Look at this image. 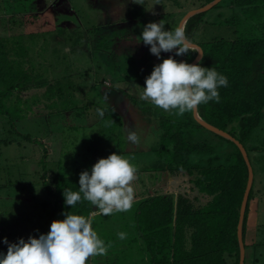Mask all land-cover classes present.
<instances>
[{"label":"trees","instance_id":"16d2710c","mask_svg":"<svg viewBox=\"0 0 264 264\" xmlns=\"http://www.w3.org/2000/svg\"><path fill=\"white\" fill-rule=\"evenodd\" d=\"M211 1L193 0L189 3V10ZM225 4H229V15L220 13L221 18L217 20L205 18L210 10ZM236 8L241 9V14L236 12ZM143 15H136L135 18L140 19ZM218 24L230 27L233 35L228 38L216 35L210 39L203 38L207 25ZM184 31L190 41L203 48L202 66L213 67L228 79V86L219 89V102L201 104L198 112L204 120L237 138L248 152L254 181L243 222V239L246 250L251 246L257 247L262 243L249 238L248 218L250 200L259 191L256 188L254 160H260V153L264 151V0H221L211 9L189 17ZM46 34L47 31L42 30L0 34V167L3 166L4 170L9 164L11 167L18 166L17 174L24 175L26 172L27 158L25 160L20 154L11 162L2 159L3 147L18 145L27 149L31 143L43 144L39 138H33L32 132L17 130L29 113L36 118L35 108L40 104L47 110L44 115L58 116L71 112L73 116L84 114L87 117L91 105L103 111V115L97 114L95 121L89 125H66L72 131L79 152L82 150L81 160H71L76 158L77 153L75 157H65V154L56 160L53 173L55 185L52 186L46 179L41 181L49 197L35 202L38 210L33 215L28 213L29 209L25 213L20 208L12 207L10 213L6 209L9 224L14 211L19 219L8 229L0 221V234L16 229L23 219H31L33 223L32 226L25 223V229L44 230L43 233H46L52 220L64 218L62 212L83 215L91 221L96 211L90 202L82 199L75 206H67L63 202V190L78 191L79 173L90 169L98 158L113 152L128 160H134L139 155L136 149L128 147L127 132L130 128L125 121L129 118L126 120L113 107L106 109L97 102L78 97L80 83L87 72L65 74L69 71H64L62 76L55 77L52 66L42 53V49L47 50ZM196 56L197 53H190L174 58L191 63ZM163 58L166 56L161 55ZM139 62L141 68L134 71V77L141 83L143 91L145 77L160 61L149 53L147 46ZM75 74L80 82L75 81ZM32 90L37 91L23 98L24 93ZM126 98L132 101L135 110L150 120L155 119L160 130L159 144L150 148V156L156 159L155 162L138 171L145 174H187L193 183L192 190H197L207 199L198 202L199 194L191 197L187 191L176 195L149 193L138 200L134 197L128 212L133 234L128 238L129 246L125 251H130L129 256L145 253V264H240L238 224L249 170L238 145L199 123L193 111L177 115L175 110L164 111L141 99L140 95L128 93ZM42 115H39L40 118ZM123 124L125 131H122ZM64 141L65 144L66 139ZM46 156L49 158L44 154L39 160L43 163L44 178L51 162V158L48 161ZM66 158L71 160L70 163L64 162ZM32 182L39 184L40 181L33 179ZM5 187L6 184L0 185V189ZM37 194L33 193L31 197L38 199L41 193ZM24 195L28 196L25 191ZM126 227L129 228L127 224ZM138 241L140 243L136 244ZM2 245L0 243V251L6 252V246L2 249ZM92 262V257H89L87 264ZM244 264H247V254Z\"/></svg>","mask_w":264,"mask_h":264},{"label":"rangeland","instance_id":"374dc122","mask_svg":"<svg viewBox=\"0 0 264 264\" xmlns=\"http://www.w3.org/2000/svg\"><path fill=\"white\" fill-rule=\"evenodd\" d=\"M0 0V34H11L19 32H30V31H47V50L42 49V53L47 58L48 63L52 66L54 70L55 77L62 76L63 73H77V72H87L84 80L80 83V90L77 92L78 97L83 100H91L92 103H99L100 107L115 108L119 110L125 119L129 118V121H125L126 125L130 128V131H134L138 136V142L132 143L128 139V147L130 149H136L135 151L138 158L134 160H129V162L135 165L137 171L134 181H132V186L134 189L135 200L140 199L142 196L156 193H174L178 192H188L191 197L199 194L197 190H192L193 183L190 181L191 177L187 174L182 175H171L159 172H139L138 170L144 166L152 165L156 159L151 158V147H156L159 144L160 130L158 123L155 119L150 120L147 116H144L139 110L133 108V103L130 99L126 98L128 93L132 95H140L142 93L139 81L135 79V73L141 68L139 59L143 54L147 46L139 41L140 32L143 26L148 22H161L164 24V28L174 29L179 26V23L183 20L186 13L189 11V3L193 0H127V4L124 0H70L71 6L76 11V16L70 11V5L67 0ZM64 4V5H63ZM106 5V6H105ZM135 8H134V6ZM105 6V8H103ZM103 8V9H102ZM23 11H22V10ZM195 9V8H193ZM21 10V11H20ZM191 10V9H190ZM236 12L241 14V9L236 8ZM144 13L143 17L139 21H133L136 19V15ZM225 13L230 14L229 4H225L223 7L210 10L206 14V19L217 20L219 14ZM123 15L126 28L128 25L133 23L132 27V37L128 36L127 32L123 29L119 34L122 33V43L127 46L126 53L120 52L117 59H120L123 69L118 72V74L124 75L123 79L119 80V77L111 76V78H106L104 85V90L100 83V77L102 71L101 67H111V63L105 60L107 58L111 60L112 53L111 48L113 46H108L107 51H102V53L97 52V54H90L88 49L81 51L80 49L71 50L73 47L72 41L79 45L82 38L88 30V34L92 36L100 33L102 28L107 30V26L101 25L105 22H111L114 18H118ZM28 19V20H27ZM29 21V22H28ZM31 21V22H30ZM69 21L68 25L66 22ZM76 24V28H73ZM101 26H100V25ZM61 29H64L61 31ZM73 29V30H72ZM105 31V30H104ZM131 34V33H129ZM115 35V34H114ZM113 35V36H114ZM224 36L226 38L233 35V30L225 25L218 24L207 25L204 31L205 39H210L213 36ZM79 38L78 41H76ZM98 48L102 45V50L108 42L103 41L101 37H96ZM114 42L116 39L113 38ZM103 42V44L100 43ZM108 41V40H107ZM93 42V44H94ZM111 41L109 42V44ZM139 43L138 46H134ZM115 47V46H114ZM123 50V49H121ZM143 50V51H142ZM115 51V48H114ZM107 54H103L106 53ZM135 54V55H134ZM161 55L169 56L172 53L162 52ZM92 56V58H90ZM132 58L134 59L132 62ZM92 59V60H91ZM102 70V71H101ZM65 71V72H64ZM53 74V75H54ZM64 74V75H65ZM79 74V73H78ZM76 79V80H75ZM75 81L80 79L78 75L75 74ZM86 80V82H85ZM120 83V84H119ZM122 83V84H121ZM117 85L119 86L117 88ZM111 86V88H107ZM37 90H32L23 94V98H27ZM125 94L123 97L122 94ZM44 106L36 107L37 116L33 118L32 114H28V118L25 121L19 123L17 130L22 132H32V136L37 137L41 140V143H31L27 149H21L18 145L4 146L2 152V159L6 158L7 161L11 162L16 157L23 155L27 158L29 163L25 167L26 172L24 175L17 174L19 172L18 166H13L7 164L3 170V166L0 167V185L6 184L7 187L0 189V221L6 229L18 221L19 216L16 215V211L11 216L10 224L8 223L6 217V209L8 213L12 211L13 208H20L23 212L30 213L33 215L35 210H38V206L35 204L49 197L47 196L46 187L41 184V181L47 180L52 186L55 185L54 181V170L56 169L55 161L60 157L67 155L75 157L71 158L73 161L81 160L82 150L79 152V147L73 140V134L71 129L66 125H83L91 124L96 119L98 114L97 108L93 105L90 106V114L85 117L73 116L71 112L61 113L58 116L54 115H44L47 110L43 108ZM103 112V111H102ZM42 115L40 118L39 115ZM123 118V117H122ZM124 119V118H123ZM124 125V124H123ZM125 131V125L123 126ZM76 135V134H75ZM64 139L66 143L64 144ZM64 144V147H63ZM47 154L46 160L51 162L48 164L50 170L46 174V178L42 177L44 170L42 169L43 163H39L41 157ZM72 154V155H71ZM33 160V161H32ZM70 159H64L66 164L70 163ZM4 165V164H2ZM254 166L256 171V188H259L258 194L254 195L250 200V206L255 207L254 216L255 223H261L258 227L252 228V224L249 226V234H251L256 242H261L262 244L257 247H250L246 250L247 254V264H264V151L260 153V160H254ZM23 167V169H25ZM37 173V175H34ZM33 179H38L40 182H32ZM43 179V180H42ZM38 185V186H37ZM35 186H37L35 188ZM40 192H39V191ZM10 191H13L11 195H8ZM24 191L28 196L24 195ZM33 193L38 196L37 193H41L38 199H34ZM198 202H205L206 197L199 194ZM134 201V200H133ZM13 207V208H12ZM129 210L126 212H113L109 216H102L97 211L92 214L91 223L94 230L98 233L99 237L104 240L105 244L108 246L107 251L103 256H92V264H145L147 262V255L145 253L139 254L134 253L130 255V251H125L128 249V238L133 234L130 230L131 220L128 214ZM26 217V216H25ZM14 219V222L12 221ZM8 223V224H7ZM25 223L27 226H32L31 219H23V222L16 229L9 228L10 232L7 231L4 234H0V238L7 237L9 242H15L18 237H23L25 239L31 234L32 236H37L43 231H30L25 229ZM126 224L129 228L126 227ZM252 228V229H251ZM118 232L126 233L124 239H119L117 237ZM140 243V241L135 242ZM3 246L7 245L1 243ZM127 255H125V253ZM118 259L120 262H118Z\"/></svg>","mask_w":264,"mask_h":264},{"label":"clouds","instance_id":"9594fccd","mask_svg":"<svg viewBox=\"0 0 264 264\" xmlns=\"http://www.w3.org/2000/svg\"><path fill=\"white\" fill-rule=\"evenodd\" d=\"M139 41L160 61L145 77L141 99L164 111L175 110L177 115L195 111L209 101L219 102V89L228 86V79L215 68L202 66L203 51L185 35L183 24L166 30L161 22H148ZM173 51L176 57L197 53L199 59L195 63L177 60L173 55L161 59L162 52ZM98 114L102 116L103 112L98 110ZM127 139L136 143L139 138L130 131ZM136 171L135 165L117 152L98 158L90 169L79 173L78 191L63 190V202L72 207L83 199L102 216L126 212L134 200L132 181ZM62 215L63 219L52 220L48 231L38 237L30 234L15 242L0 238V243L7 245L6 252L0 251V264H87L89 257L106 253L108 246L89 219L68 212ZM125 236L124 232L117 233L119 239Z\"/></svg>","mask_w":264,"mask_h":264},{"label":"crops","instance_id":"0c3cea01","mask_svg":"<svg viewBox=\"0 0 264 264\" xmlns=\"http://www.w3.org/2000/svg\"><path fill=\"white\" fill-rule=\"evenodd\" d=\"M46 2H48V1L46 0ZM66 2H68V4L70 5L69 8H70V11L72 12V14L76 16V11H75V9L70 4L71 1L70 0H67ZM110 3H112L111 0H110ZM124 3L127 4L128 3L127 0H124ZM105 6L103 8H105ZM124 21L125 20L123 18V15L120 16V17H118V18H114V20H111V22H108L107 21V22L101 24V25H104L105 27L107 26L108 27L107 30L105 28H102L100 30V33L98 32L97 34H95L93 36L91 34H88V30H87L86 31V34L82 38V41H81V43L79 45H77L76 43H74L72 41L73 47L71 48V50L80 49L81 51H84V49L87 48L91 55L92 54H97V52L102 53V51H107L108 46H113V44L115 43V45H114L115 47L113 46L111 48V50H110V51H112V53H114V55L111 56L112 57L111 60L110 59L107 60V58L104 59L105 60V64L107 62H110L112 66L110 68L109 67H107V68L101 67L104 70V71L101 70L102 71V75L100 77L101 86L104 85L105 79L106 78H109L110 79L111 76H113V77H115V76L119 77V80L118 81H120V79H123L125 77L124 75L118 74V72L123 69V66H122V63H121L120 59L115 60L117 58V56L119 55L120 52L123 51V52L126 53V50H127V48H126L127 46H125L122 43V39H121L122 37H124V35H122V33L119 34V32H121L124 29L125 32H127L128 36H130V37H132V35L134 33L132 32L133 23L130 24V25H128V28H126ZM133 21H139V19L136 18ZM68 23H70V22L67 21L66 24L68 25ZM180 23H179V26H180ZM73 25H74L73 28H76V24H73ZM129 33H131V34H129ZM96 37H101L103 39V41L106 40L105 42H108V45L106 44L105 47L103 48L104 50H102V48H101L102 45H101V47H99V49H97L98 48L97 44H98L99 41H97ZM113 38H115L116 39L115 41H117V42H114ZM94 41H97V44H95ZM110 41H111V43L109 44ZM93 42H94V44H93ZM100 43L103 44L102 41H100ZM138 45H139V43H137L134 46H138ZM114 48H115V51H114ZM121 49H123V50H121ZM103 54H107V52L106 53H103ZM90 58H92V56H90ZM134 59H136V58H132L131 62ZM118 87L119 86L117 85V88ZM107 88H111V86H109ZM102 90H104V87L103 86H102ZM122 95H123V97H125V94L124 93ZM254 211H255V207L250 206V212H249V218H248V227L250 226V224H252L253 225L252 228L258 227L259 225H261V223H257L256 224L254 222L255 221V219L253 218ZM249 238L251 240H254V238H253V236L251 234H249Z\"/></svg>","mask_w":264,"mask_h":264},{"label":"water","instance_id":"95a60500","mask_svg":"<svg viewBox=\"0 0 264 264\" xmlns=\"http://www.w3.org/2000/svg\"><path fill=\"white\" fill-rule=\"evenodd\" d=\"M220 1L221 0H213L204 6L189 10L186 13V15L184 16L180 25L183 24V26H185V23L189 17H191L192 15H194L196 13L204 12V11L211 9ZM192 43L195 44L199 49H201L203 51V48L199 44L194 43V42H192ZM203 54H204V51H203ZM197 59H199L198 54L191 63H195L197 61ZM193 112H194V117L196 118V120L199 123H201L205 127L209 128L210 130H213V131L233 140L238 145V147L240 148V150L244 156V159L248 165L249 177H248L247 186H246L244 196H243V200H242V204H241L240 218H239V224H238V237H239V243H240V264H244L245 263V257H246V248H245L244 239H243V222H244V218H245V212H246V207H247V203H248V199H249V194H250V191H251V188L253 185V181H254V171H253V167H252V164H251L249 156H248V152H247L246 148L244 147V145L237 138H235L233 135H231L228 131H225V130L207 122L206 120H204L200 116V114L198 112V108Z\"/></svg>","mask_w":264,"mask_h":264},{"label":"built area","instance_id":"2783aa9c","mask_svg":"<svg viewBox=\"0 0 264 264\" xmlns=\"http://www.w3.org/2000/svg\"><path fill=\"white\" fill-rule=\"evenodd\" d=\"M153 22H156V21H153Z\"/></svg>","mask_w":264,"mask_h":264}]
</instances>
